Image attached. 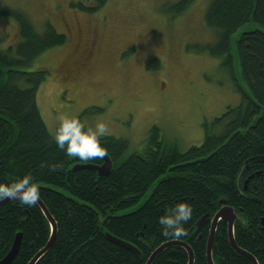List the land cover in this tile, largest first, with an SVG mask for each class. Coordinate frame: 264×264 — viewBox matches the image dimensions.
I'll return each instance as SVG.
<instances>
[{
  "label": "trees",
  "instance_id": "1",
  "mask_svg": "<svg viewBox=\"0 0 264 264\" xmlns=\"http://www.w3.org/2000/svg\"><path fill=\"white\" fill-rule=\"evenodd\" d=\"M193 1L179 0L171 8L175 15L182 14ZM11 15L17 20L20 41L0 50V183L31 175L40 185L56 235L36 264H145L157 247L169 241L188 244L193 264H208L210 221L223 206L220 200L241 218L234 223L236 245L264 264V0H211L204 13V24L216 39L204 49L223 58L231 77L236 60L247 86L234 79L242 97L237 106L227 107L214 119L221 131L206 130L200 145L181 152L158 126H152L142 148L127 156L126 139L105 135L101 144L112 169L100 177L94 170H73L76 164L102 161L70 157L57 147L36 99L48 73L25 70L41 53L65 44V35L48 24L40 34L23 14ZM246 23L254 28L239 32L231 44L233 34ZM158 66L156 59L146 64ZM184 201L193 207L192 218L184 225L187 234L164 236L159 217ZM204 216L207 223L197 230ZM18 232L21 244L11 264H28L50 234L37 205L13 200L0 208V259ZM106 232L131 243L140 254L109 241ZM211 253L214 264H251L230 246L222 221L216 226ZM187 263L188 255L179 246L166 248L152 262Z\"/></svg>",
  "mask_w": 264,
  "mask_h": 264
},
{
  "label": "rangeland",
  "instance_id": "2",
  "mask_svg": "<svg viewBox=\"0 0 264 264\" xmlns=\"http://www.w3.org/2000/svg\"><path fill=\"white\" fill-rule=\"evenodd\" d=\"M102 1L0 0V50L20 41L12 12L40 34L48 24L66 37L25 69L48 73L36 96L48 132L55 135L61 114L86 127L102 120L106 135L128 141L125 156L142 148L152 126L181 152L200 145L206 130L219 133L214 119L241 101L234 79L247 86L236 60L231 77L223 58L204 49L216 40L203 19L211 0H194L178 15L171 6L179 0ZM253 28L239 27L231 44ZM153 59L158 69L146 67Z\"/></svg>",
  "mask_w": 264,
  "mask_h": 264
},
{
  "label": "clouds",
  "instance_id": "3",
  "mask_svg": "<svg viewBox=\"0 0 264 264\" xmlns=\"http://www.w3.org/2000/svg\"><path fill=\"white\" fill-rule=\"evenodd\" d=\"M59 121L54 140L57 147L67 156L88 161L107 155L106 148L101 144V139L109 132L106 122L99 120L94 126L86 127L79 118H70L64 114L59 115ZM51 167L55 169L56 165ZM41 195L39 184L31 175H24L10 183H0V201L19 200L21 204L31 207L37 205ZM192 214L193 207L186 201L169 208L158 219L162 234L175 238L186 235L184 225L192 218Z\"/></svg>",
  "mask_w": 264,
  "mask_h": 264
},
{
  "label": "water",
  "instance_id": "4",
  "mask_svg": "<svg viewBox=\"0 0 264 264\" xmlns=\"http://www.w3.org/2000/svg\"><path fill=\"white\" fill-rule=\"evenodd\" d=\"M99 159H101V161H102L101 164H98V165L86 164V163L85 164H76L73 166V170L90 169V170L96 171V173L99 177L100 176H107L112 169V161L108 155H106L102 158H99ZM39 187H40V185H39ZM11 201H13V200L5 199L3 201H0V208L2 206H4L5 204L11 202ZM219 203L222 204L223 206L214 214V216L212 217V219L210 221V231H209V236H208L207 245H206L207 263L208 264H214L213 260H212V253H211L212 242H213V238L215 235L216 226H217L219 221H222V222H225L227 224L228 241H229L230 246L233 248V250L236 253H238L239 255L248 259L251 262V264H258L256 259L251 254H249L246 251L239 248L235 243V240H234V223L236 220L241 219V218L235 213V211L232 207L225 205L224 200H220ZM37 206L39 207V209L41 210L42 214L44 215V217L46 218V220L49 224L50 234H49V239L47 241V244L31 258V260L29 261L28 264H36L37 261L41 257H43L45 253L48 252V250L52 247V244L54 242L55 235H56V224H55L53 218L51 217V215L49 214L47 208L45 207V205L43 204V202L41 200L37 201ZM207 218H208V216H204L203 218H201L197 222V224H196L197 230H199L205 223H207ZM100 220H101V218H100ZM263 224H264V222H263ZM105 236L107 237V239L109 241H111V242H113V243H115V244H117L123 248L131 250L132 252L140 254V252L131 243H128L126 241L118 239V238L110 235L107 232L105 233ZM21 237H22V234L20 232L15 234L12 245H11L9 251L7 252V254L2 259H0V264H11L13 262V260L16 258L18 251H19V247L21 244ZM170 246L182 247L188 255V263L187 264H193V262H194L193 252H192L190 246L188 244H186L185 242H182V241H169V242H166V243L160 245L149 256V258L147 259L145 264H152L154 259L161 252H163L166 248H168Z\"/></svg>",
  "mask_w": 264,
  "mask_h": 264
}]
</instances>
